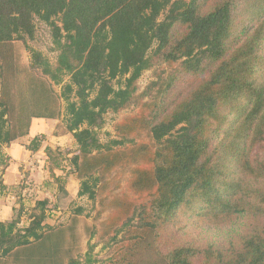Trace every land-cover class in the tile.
I'll list each match as a JSON object with an SVG mask.
<instances>
[{"label": "trees", "instance_id": "1", "mask_svg": "<svg viewBox=\"0 0 264 264\" xmlns=\"http://www.w3.org/2000/svg\"><path fill=\"white\" fill-rule=\"evenodd\" d=\"M38 24L56 62L28 48L31 63L21 67L13 44L34 40ZM157 64L173 71L138 93ZM134 107L140 115L102 143L105 116ZM33 120H61L72 136L76 151L58 159L46 148L44 167L59 186L80 180L79 197L96 201L100 177L136 165L130 186L149 198L115 196L107 227L115 243L120 234L136 248L151 239L164 264H264V0H0L4 170L2 149L28 137ZM144 127L152 148H125ZM44 141L36 135L24 147L37 154ZM49 204L38 200L25 228L22 212L0 219V259L61 262ZM124 247L109 264H142ZM89 251L84 264H93Z\"/></svg>", "mask_w": 264, "mask_h": 264}, {"label": "rangeland", "instance_id": "2", "mask_svg": "<svg viewBox=\"0 0 264 264\" xmlns=\"http://www.w3.org/2000/svg\"><path fill=\"white\" fill-rule=\"evenodd\" d=\"M28 48L42 52L52 64H55L57 53L52 45L50 31L44 24H38L34 40L28 41L27 44L19 42L13 44L15 59L19 61L21 67H27L31 63V54ZM172 71L173 69L169 65L157 64L145 72L139 80L138 93L144 92L152 82H158L160 75L168 78ZM21 80L23 81V77ZM159 86L155 89L156 92L153 97L158 94ZM16 87L13 85L14 94L17 95ZM55 89L60 93V87ZM145 102L150 103V99H146ZM140 112L139 107H134L118 114H107L105 116L106 123L103 129L99 131L101 142L107 143L109 140L118 139L117 127L126 120L139 116ZM33 122L30 135L15 142V144H28L34 136L44 134L45 141L40 152L33 155L28 152L30 157L19 153L14 157L15 164L6 153V147L2 149L1 156L6 158L4 161L9 160L7 171L12 170L13 173L8 174L7 172V177L4 178L6 169L4 170V165L0 163V184L4 183L3 186H5L4 188L0 187V219L10 223L18 220L22 212L19 218V228H25L29 224V216L27 215L29 210L38 200L48 198L50 204L46 224L56 228V232L60 233L62 250L64 251L61 254V264H68L70 260L84 264L90 249L93 264H109L121 246H128L123 249L125 253L130 248H134L135 254L142 264H164L154 254L151 239L139 241L140 247L136 248L134 239H125L123 234H120L118 240L121 243H115L111 239L114 234L108 233V222L113 214L110 206L115 196L121 195L130 202L134 201L135 204L149 198L145 195L136 194L130 186L136 165L119 167L109 175L100 177L98 185L100 193L96 201H91L88 197H79L80 180L72 176L64 179L63 185L59 186L54 179L52 180L50 173L44 167L47 161L46 148H52L53 155L58 159L67 158L76 151V144L72 136L66 132L61 120H34ZM130 139L133 144H126L125 148L127 149L152 148L151 137L146 127L141 128ZM101 190H105V192L102 193ZM78 210H82L81 215L78 214ZM0 264H17L16 257L13 255L6 259H0Z\"/></svg>", "mask_w": 264, "mask_h": 264}, {"label": "crops", "instance_id": "3", "mask_svg": "<svg viewBox=\"0 0 264 264\" xmlns=\"http://www.w3.org/2000/svg\"><path fill=\"white\" fill-rule=\"evenodd\" d=\"M34 121V120H33ZM36 121V120H35ZM34 122L32 123V128H33ZM31 132V131H30ZM23 145V146H22ZM12 144L9 147H6V153L8 154L9 157H11L12 162H14L16 164V161H14V157L17 154H21V155H26L27 157H30V155L28 154V151H26L24 144ZM21 149V150H20ZM15 170V169H14ZM7 170H6V176L4 178L7 177ZM13 173L12 170H10V172H8V174Z\"/></svg>", "mask_w": 264, "mask_h": 264}]
</instances>
